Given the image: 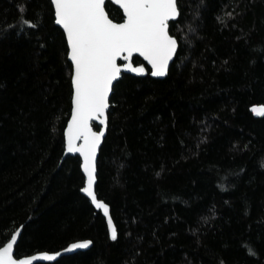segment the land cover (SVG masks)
Returning <instances> with one entry per match:
<instances>
[{
    "label": "trees",
    "instance_id": "1",
    "mask_svg": "<svg viewBox=\"0 0 264 264\" xmlns=\"http://www.w3.org/2000/svg\"><path fill=\"white\" fill-rule=\"evenodd\" d=\"M176 6L167 74L134 56L144 73L109 97L94 190L113 240L78 156L62 157L71 66L51 2L0 0V246L21 227L15 257L89 240L36 264H264V115L250 111L264 105V0Z\"/></svg>",
    "mask_w": 264,
    "mask_h": 264
},
{
    "label": "snow or ice",
    "instance_id": "2",
    "mask_svg": "<svg viewBox=\"0 0 264 264\" xmlns=\"http://www.w3.org/2000/svg\"><path fill=\"white\" fill-rule=\"evenodd\" d=\"M126 17L122 23H114L104 10L105 0H52L55 7V23L66 33L70 48L69 58L74 65V108L67 131L68 152L83 156V171L87 174V186L82 189L97 208L108 215V208L98 202L93 191L95 158L103 132H94L91 121L105 116L107 99L113 81L121 73L118 59L127 61L124 70L143 74V67H133L132 57L138 53L151 66L153 76H164L172 59L177 41L169 35L168 22L178 16L176 0H117ZM264 115V107L253 108ZM105 123L104 119L100 120ZM82 140L80 146L75 141ZM111 238H117L111 219L108 220ZM12 242L0 248V264H17ZM90 242L73 243L69 251L87 248ZM250 254H254L249 249ZM43 260L55 256L44 255ZM19 264H31L21 260Z\"/></svg>",
    "mask_w": 264,
    "mask_h": 264
},
{
    "label": "water",
    "instance_id": "3",
    "mask_svg": "<svg viewBox=\"0 0 264 264\" xmlns=\"http://www.w3.org/2000/svg\"><path fill=\"white\" fill-rule=\"evenodd\" d=\"M50 2H51V5H52V8H53V15H54V22H55V7H54V4L52 3V0H50ZM106 2H110L112 5H114L115 7L119 8L121 10V13H122V16H123L122 20L119 21V22H115V21H113L110 18L109 19L112 20L114 23H122V22H124V20L126 19V17H125V15L123 13V9L120 7V4L117 2V0H105V3ZM105 3H104V5H105ZM104 10H105V6H104ZM105 12H106V10H105ZM106 14H107V12H106ZM174 20H169V21H174ZM56 25L62 30V32L64 34L65 41H66V46H67V59H68V61L70 63V66H71V75H70V83H71V106H70L69 117H68V119L66 121V124H65V127L63 129L64 148H63L62 157H65L67 155H70V156H78V158L80 160V165H79L80 171H81V173H82V175L84 177L83 187L81 188L80 192L90 201V203L92 204V206L96 210H100L102 212V214L104 215V217L106 219L107 226H108V220L110 218V215H109V208H108L107 204H105L103 201L97 199L98 202H102L108 208V215H105L103 209L97 208L95 206V204L92 202L91 197L87 196V194L82 191V189L87 186V174L83 171V156H81L80 153H78V152H68V150H67V131H68V125L71 122V114H72V111H73V108H74V104H73V100H74V86H73V83H72L73 76H74V65L72 64V62H71V60L69 58L70 48H69L68 43H67L66 33L64 32L63 28L60 25H58V24H56ZM171 37L174 38L173 36H171ZM176 50H177V47H176ZM176 50H175V52H176ZM174 55H175V53L173 54L172 59L168 62V67L171 64V62L173 61ZM134 56H137L149 68V75L151 77L161 79V78H163L165 76V75L164 76H153V75H151V72L153 71L152 66L146 60H144V58L142 56H140L138 53H134L133 54V57ZM126 63H127V61H124L122 59H118L117 60V64L119 66H121V73H120V75L122 73L131 74V75H140V74H137L135 72H131V71L124 70L123 65L126 64ZM132 65H133V67H142L141 65H134L133 63H132ZM168 67H167V71H168ZM166 74H167V72H166ZM120 75H119V77H120ZM115 81H113V84H114ZM113 84H112V86H113ZM111 90H112V87H111ZM110 94H111V91L109 92L108 99H107L108 107L105 110V116L104 117H98L96 120H93V121L90 122L91 123L92 130L94 132H97V133L103 132L104 133V135L101 138L100 144H99V146L97 148V152H96V158H95V174H94L95 175V179H94V184H93V191H94V193H95L94 186H95V182H96V160H97V157H98L99 148H100V146L102 144V141H103V139L105 137V134H106L107 110L109 108V97H110ZM260 107H264V105H254V106H251L250 111L252 112V114L254 116H256V117L263 116V115H259V114H257L256 112L253 111V108H260ZM101 119H104L105 120V123L104 124H101L100 123V120ZM93 124H95L97 126L96 129L93 128ZM82 143H83L82 140L75 141V144L77 146H80ZM96 198H97V196H96ZM112 224H113V222H112ZM108 230H109V233H110V236H111V229L109 228V226H108ZM20 231H21V227H18L16 230H14L13 233L11 234L10 238L2 246H0V248L5 247V246H7L8 243L12 242V239L11 238L14 235L17 236L16 242H15V244H16L17 243V240L19 238ZM79 242H90V243H89V246L87 248H78V249H74V250H71V251L68 250L73 243H79ZM15 244L13 246L12 256H13V259H15L17 261V264H19V261H21V260H30L31 261V264H36V263H51V262L55 261L56 259H58L61 256L69 255V254L75 253L77 251H84V250H86V249H88L90 247L91 241H89V240H78V241H74V242H71V243L67 244L64 248H62V249H60L58 251H55V252L41 251V252H35V253H32V254L26 255V256H21V257H18V258L15 257V252H14ZM44 255L55 256V259L54 260H43V259H39V257H42Z\"/></svg>",
    "mask_w": 264,
    "mask_h": 264
}]
</instances>
